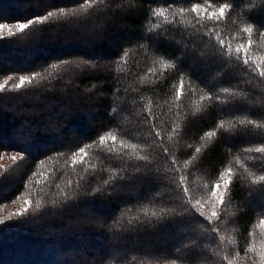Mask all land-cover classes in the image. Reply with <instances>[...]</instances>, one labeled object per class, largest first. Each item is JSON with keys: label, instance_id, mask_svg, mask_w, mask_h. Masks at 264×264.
Wrapping results in <instances>:
<instances>
[{"label": "trees", "instance_id": "1", "mask_svg": "<svg viewBox=\"0 0 264 264\" xmlns=\"http://www.w3.org/2000/svg\"><path fill=\"white\" fill-rule=\"evenodd\" d=\"M33 19L0 36L13 65L0 61V208L30 201L0 223V264L89 256L55 258L78 248L67 227L89 206L105 213L110 243L97 264H234V249L249 253L264 222V0H0V24ZM21 76L30 82L18 87ZM48 111L56 130L41 126ZM226 178L228 201L208 216L204 201Z\"/></svg>", "mask_w": 264, "mask_h": 264}, {"label": "rangeland", "instance_id": "2", "mask_svg": "<svg viewBox=\"0 0 264 264\" xmlns=\"http://www.w3.org/2000/svg\"><path fill=\"white\" fill-rule=\"evenodd\" d=\"M50 0H47V2ZM77 14V12L75 13V15ZM7 27L0 29V36H4L6 34H10L11 32L14 31H18L19 29L17 28V24L16 25H10V24H5ZM72 28L75 29H79L81 28V26H79L78 24H75L72 26ZM88 36H93L94 33L93 31L87 32ZM85 38V37H84ZM79 38H74V40H77L78 42L81 41L82 44H85V39H79ZM86 48V47H85ZM192 50V47L189 48V51ZM196 50V49H195ZM11 59V58H10ZM0 61L2 62V64H5V66L9 67V66H13L11 62H9V60L5 57H0ZM0 62V63H1ZM85 65V68L89 67L91 70L92 68L95 70H102L105 71L108 68V63L103 62L102 60H99L98 62H96L94 64L93 61H89L87 60L86 62L83 63ZM71 67H73L75 70H78L79 68L81 69V67H83L82 62H74ZM204 67V66H203ZM204 68H207V65H205ZM6 80L1 81V84H5ZM4 86V87H5ZM1 90V89H0ZM91 92V91H88ZM93 99L95 100V102H97L98 99V95L94 94L93 95ZM59 106H62V102H59ZM97 104V103H96ZM64 111H69L68 107L66 106ZM60 116L59 113L57 111L54 112H50L48 111V114L46 116V119H44V121L42 122L41 126L42 127H46L45 130L47 129H53L56 130L57 127H59V124L56 122L55 117ZM17 137H19L20 135L17 134ZM25 136H28L25 133ZM64 133H61L60 130L58 131V140H62L64 137ZM78 135L72 134V137H75ZM79 137V136H78ZM57 140V139H56ZM15 156L17 160V155L16 154H11L9 156L8 159H12V157ZM229 180V178H226ZM221 185L219 191L223 194L224 196V204L228 201V188L226 189L224 186V180H222L220 183ZM205 205H207V209L208 211L205 210V213L209 216L212 215V211L215 210L216 212H218V208L219 207H224L223 205H220L219 203H217L215 201V198L212 197V195H210V199L208 197V200H205ZM30 205V201L28 199L24 200H18L16 202H14L12 205H6L3 208H0V221H7L11 218H13L14 216H16L17 214H21L23 211H25V209L28 208V206ZM104 209H106L104 207ZM227 211H229V209L227 208ZM108 212V214H111V208L110 211H105ZM105 213H103V215L101 213H98V211H94L93 207L89 206L87 209L83 210L82 213L79 214H74L73 217L71 218V220L69 221V227L68 231H70V233L68 232V236H73V238H76L78 240L79 246L78 248L74 249L71 248L68 251L65 252H60V257L57 255L55 256V258L63 260L66 259L70 254H75V253H89V256H85L83 258H81L80 260H73L74 264H97L96 260L99 259L101 257V255L103 254V250L109 249V244L104 237V232L101 231V224L102 221L104 220V216ZM74 224H78L80 226V228L85 232L84 234H82L81 232H79L78 230H76L74 228ZM86 225H91L90 228L88 229ZM258 230L256 229L255 231V240L252 244V246L250 247V252H241V251H236V249L233 250L232 254V262L234 264H264V222H262L261 224L259 223L258 225ZM52 230V228H51ZM75 230V231H74ZM74 232V234H72L71 232ZM181 231V230H180ZM184 232V230L182 231ZM188 232H190L188 230ZM66 233V232H65ZM187 233V231H186ZM64 234V233H63ZM62 234H60L59 236H61ZM127 237L122 236V237H116L113 238L111 243L112 244H116L117 241L119 240H124ZM138 239V238H137ZM55 240V239H54ZM142 240H138L137 243H140ZM98 242L99 245H96V243ZM235 242V241H233ZM51 245L50 243H42V246L46 247ZM184 245V244H183ZM196 245L195 249L198 251L196 253H205V247L204 246H199L197 244H192V250L194 249V246ZM108 247V248H107ZM147 247L149 248V243H147ZM171 247L173 249L177 248V242L173 243L171 245ZM186 247V246H185ZM230 249L232 250L231 246H229ZM163 248V247H162ZM187 248L189 249V246H187ZM194 249V250H195ZM164 249H161V251ZM191 254H194V252H191ZM114 255H116L114 253Z\"/></svg>", "mask_w": 264, "mask_h": 264}, {"label": "snow or ice", "instance_id": "3", "mask_svg": "<svg viewBox=\"0 0 264 264\" xmlns=\"http://www.w3.org/2000/svg\"><path fill=\"white\" fill-rule=\"evenodd\" d=\"M228 7H229L228 4H224L222 7L219 8V11H218V12H214V13L211 14L212 17L215 18V19H217V20H219L221 17H223V16L225 15V9L228 8ZM198 10H199V4H197V5L192 9V11H194V12H198ZM158 14H159V13H158ZM52 15H54V13H52V12H49V13H48V16H52ZM46 18H47V17H45V19H46ZM36 22H38L37 19H33V20H29L27 23H18L16 26H17V28H18L21 32H23V31H24L25 29H27L30 25H32V24H34V23H36ZM5 27H7V26L4 25V24H0V29H3V28H5ZM251 30H252V29H251L250 26H249V27H246V28L243 29V31H244L245 33H249V34L251 33ZM221 43H223V42H221ZM248 47H251V40L248 41ZM236 52H237V54H240L241 52H243V53H244V57H239V58L243 59V63H244L245 65L249 63V61L246 59V56H247V53H248V48H247V47H245L243 44H241L240 47H238V48L236 49ZM53 67H55V65H53ZM260 75L264 76V71H261V72H260ZM9 80H11V77H9ZM25 82H30V78H29V77H26V76H21V77H20V85H18V87H19V86H23V84H24ZM6 83H7V81L5 82V84H6ZM4 86H5L4 84H0V89H3ZM225 91H227V89H225ZM208 135L211 136V135H213V133L210 132V133H208ZM112 139L115 140L116 138H115V137H112ZM196 151L199 152L200 150H199V149H196ZM257 151H258V152H264V148H259V149H257ZM80 152L83 153V152H84V148H81V149H80ZM12 159L15 160L16 157L13 156ZM231 174H232V173H231V169H228V170H227V175L230 176ZM260 179H261V180H264V176L260 177ZM230 185H231V181L228 180V179H224V186H225V188L227 189ZM220 187H221V185H220L219 183H217V184L214 186V188H213V190H212V192H211V195H212V197L215 198V201H216L217 203H219L220 205H223V204H224V196H223V194L219 191ZM197 203H199V201H197ZM21 215H22V213H21ZM154 215H155V214H154ZM217 216H218V213H217L215 210H213V211H212V217H217ZM0 223H3V221H0Z\"/></svg>", "mask_w": 264, "mask_h": 264}]
</instances>
